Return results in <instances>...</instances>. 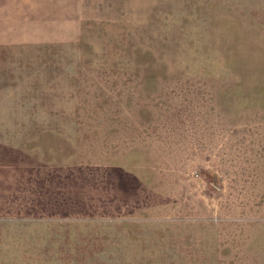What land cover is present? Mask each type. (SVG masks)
<instances>
[{
    "label": "rangeland",
    "instance_id": "rangeland-1",
    "mask_svg": "<svg viewBox=\"0 0 264 264\" xmlns=\"http://www.w3.org/2000/svg\"><path fill=\"white\" fill-rule=\"evenodd\" d=\"M0 264H264V0H0Z\"/></svg>",
    "mask_w": 264,
    "mask_h": 264
}]
</instances>
